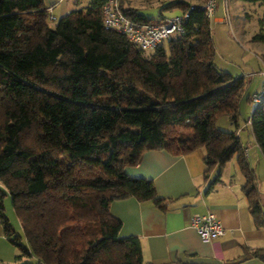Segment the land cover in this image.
Here are the masks:
<instances>
[{"label": "trees", "instance_id": "obj_1", "mask_svg": "<svg viewBox=\"0 0 264 264\" xmlns=\"http://www.w3.org/2000/svg\"><path fill=\"white\" fill-rule=\"evenodd\" d=\"M86 1L50 27L42 0H0V223L18 251L14 262L144 264L138 239L119 237L121 223L109 207L134 198L165 209L150 180L124 173L150 150L184 156L203 148L204 178L235 156L252 222L264 229L237 127L215 128L220 116L236 124L241 101L250 107L251 97L242 77L214 68L203 11L192 10L180 35L144 53L102 28L103 0ZM203 2L166 7L180 14ZM122 3L133 22H159ZM252 39L264 43V16ZM247 123L264 156V97ZM218 180L219 173L209 186ZM5 193L22 237L4 215ZM249 256L264 263V249Z\"/></svg>", "mask_w": 264, "mask_h": 264}, {"label": "crops", "instance_id": "obj_2", "mask_svg": "<svg viewBox=\"0 0 264 264\" xmlns=\"http://www.w3.org/2000/svg\"><path fill=\"white\" fill-rule=\"evenodd\" d=\"M42 2L57 21L78 6L84 7L87 1ZM167 5L162 7L164 11L158 12L156 18L158 14L170 17L165 14L177 9L166 7ZM122 7L133 9L125 8L124 4ZM218 7L217 0L215 12ZM177 14L179 12L171 16ZM214 22L222 23V18L215 17ZM256 48L259 49L260 56L264 55V46ZM262 69L264 62L258 59L257 76L253 79L242 77L246 94L250 97L264 82L260 75ZM236 133L249 166H264V156L250 131L247 130L245 145L241 140L242 132ZM204 157L203 148L184 156H174L164 150H150L142 153L135 166L124 168V173L129 177L150 180L157 197L166 204L163 211L150 203H139L134 198L110 204V214L121 223L119 237L138 239L144 264H264L249 256L250 251L264 249V229L256 228L252 222L247 201L240 190L243 184L242 176L239 171V175L235 171L231 175L223 166L219 170L217 167L212 168L204 178L207 171ZM232 164L237 167L236 159ZM218 173L219 180L210 187ZM206 213L213 214L225 231L224 236L209 243L201 242L189 226L192 215ZM17 254V249L4 236L0 223V264H16L14 258Z\"/></svg>", "mask_w": 264, "mask_h": 264}, {"label": "rangeland", "instance_id": "obj_3", "mask_svg": "<svg viewBox=\"0 0 264 264\" xmlns=\"http://www.w3.org/2000/svg\"><path fill=\"white\" fill-rule=\"evenodd\" d=\"M174 1L182 0H124L122 4H124L125 8L136 9L140 14L149 19H156L157 13L164 11L162 7ZM218 4L217 11L209 19L211 39L215 51L212 64L217 71L227 73L232 77H248L249 79H253L257 76L258 59H261L259 49L256 47H262L264 43H257L252 38L258 32V20L264 16V4L226 0L227 20L222 0H218ZM178 12L179 10L176 9L167 12L165 15L171 16V14ZM215 17H221L222 23H215ZM48 23L50 27H53V22L48 21ZM254 87L252 86V88ZM249 116V105L245 100H242L236 124L232 123L227 116H220L216 120L215 128L222 132H231L236 130L237 127V132H242L241 140L242 144L245 145L247 144L246 133L249 130L247 123ZM232 163H235V156L224 165L226 171L231 175L234 174V171L238 173L237 167L234 166V168V164ZM252 169L256 177L257 190L260 193L262 205H264V166L259 164L255 168L253 165ZM2 204L5 217L16 234L22 237L21 227L14 216L7 193H5ZM21 243L24 244L23 238L21 239ZM25 262L33 264L35 260L34 258H25L19 264Z\"/></svg>", "mask_w": 264, "mask_h": 264}, {"label": "built area", "instance_id": "obj_4", "mask_svg": "<svg viewBox=\"0 0 264 264\" xmlns=\"http://www.w3.org/2000/svg\"><path fill=\"white\" fill-rule=\"evenodd\" d=\"M121 0H103L101 6V26L106 31L124 36L136 49L149 53L158 46L165 43L170 37L180 35L183 24L189 18V14L194 9H201L207 20L211 19L215 13L217 0H204L200 5L192 3L186 11L170 17H162L158 14V23L139 24L129 19L120 8ZM222 5L227 20L226 0H222ZM48 21L55 23L56 19L51 16L50 9H47ZM260 75L264 79V69ZM264 97V82L261 87L251 96L250 109L261 102ZM189 226L195 231L200 241L209 243L224 236L225 231L217 218L211 214H194L189 219Z\"/></svg>", "mask_w": 264, "mask_h": 264}, {"label": "bare ground", "instance_id": "obj_5", "mask_svg": "<svg viewBox=\"0 0 264 264\" xmlns=\"http://www.w3.org/2000/svg\"><path fill=\"white\" fill-rule=\"evenodd\" d=\"M209 21V20H208Z\"/></svg>", "mask_w": 264, "mask_h": 264}]
</instances>
